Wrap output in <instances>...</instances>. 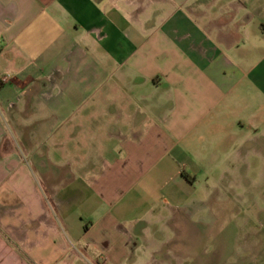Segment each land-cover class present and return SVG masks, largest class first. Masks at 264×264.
I'll use <instances>...</instances> for the list:
<instances>
[{
  "label": "crops",
  "instance_id": "0c3cea01",
  "mask_svg": "<svg viewBox=\"0 0 264 264\" xmlns=\"http://www.w3.org/2000/svg\"><path fill=\"white\" fill-rule=\"evenodd\" d=\"M263 156L264 0H0V264H180Z\"/></svg>",
  "mask_w": 264,
  "mask_h": 264
},
{
  "label": "rangeland",
  "instance_id": "374dc122",
  "mask_svg": "<svg viewBox=\"0 0 264 264\" xmlns=\"http://www.w3.org/2000/svg\"><path fill=\"white\" fill-rule=\"evenodd\" d=\"M241 176L243 186H215L203 211L180 222L166 237L176 251L166 256L180 264H264V156Z\"/></svg>",
  "mask_w": 264,
  "mask_h": 264
},
{
  "label": "built area",
  "instance_id": "2783aa9c",
  "mask_svg": "<svg viewBox=\"0 0 264 264\" xmlns=\"http://www.w3.org/2000/svg\"><path fill=\"white\" fill-rule=\"evenodd\" d=\"M7 80H8V77H7V76L2 78V81H3V82H4V81H7Z\"/></svg>",
  "mask_w": 264,
  "mask_h": 264
}]
</instances>
